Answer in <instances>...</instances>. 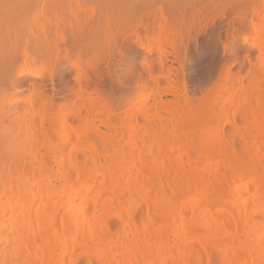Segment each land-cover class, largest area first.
Returning a JSON list of instances; mask_svg holds the SVG:
<instances>
[{"label":"bare ground","instance_id":"1","mask_svg":"<svg viewBox=\"0 0 264 264\" xmlns=\"http://www.w3.org/2000/svg\"><path fill=\"white\" fill-rule=\"evenodd\" d=\"M132 1L148 8L177 0ZM260 10L242 42L257 52L258 81L240 86V95L217 85L210 100L180 111L172 102L178 74L170 70L162 94L155 79L153 104L136 102L120 119L104 107L94 112L89 101L86 116L69 111L53 120L44 104L35 128L20 119L7 133L1 122L0 264H77L76 253L97 264H196L194 252L202 264H264V5ZM168 36L156 47L161 62L174 53ZM221 156L225 162L209 173ZM251 190L261 221L231 201ZM224 205L228 212L218 208Z\"/></svg>","mask_w":264,"mask_h":264},{"label":"rangeland","instance_id":"2","mask_svg":"<svg viewBox=\"0 0 264 264\" xmlns=\"http://www.w3.org/2000/svg\"><path fill=\"white\" fill-rule=\"evenodd\" d=\"M14 1L0 0V123L7 133L20 119L38 126L35 112L45 105L53 120L69 111L82 110L86 116L89 101L94 112L104 107L123 118L136 102L153 104L150 94L158 88L165 92L170 70L178 74L179 97L172 102L180 111L210 100L217 85L235 86L240 95V86L247 89L258 81L257 52L242 42L249 23H260L264 0H157L148 8L132 0H38L26 8ZM166 36L176 46L172 57L161 62L156 47ZM229 108L230 115L235 109ZM221 158L211 160L215 165L209 173ZM257 197L251 190L241 201H231L239 203L240 214L250 210L249 217L261 221L262 208L252 207ZM225 205L218 208L228 212ZM76 255L77 264H97ZM192 258L202 264L196 252Z\"/></svg>","mask_w":264,"mask_h":264}]
</instances>
